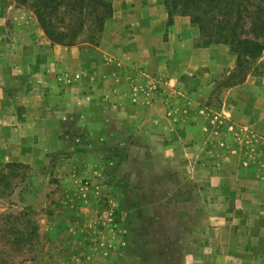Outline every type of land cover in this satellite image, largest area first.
Segmentation results:
<instances>
[{"label":"rangeland","instance_id":"374dc122","mask_svg":"<svg viewBox=\"0 0 264 264\" xmlns=\"http://www.w3.org/2000/svg\"><path fill=\"white\" fill-rule=\"evenodd\" d=\"M0 1L14 4L13 15L26 27L43 31L46 48L75 47L88 61L97 56L103 33L115 24L114 2L108 0L112 16L94 39L81 34L74 44L57 43L48 38L28 2ZM118 1L121 15L131 17L127 0ZM152 1L167 11L164 0ZM181 16L192 26L188 37L193 47H214L210 63L205 62L209 54H201L194 63L197 58L190 49L170 41L171 26ZM132 22L116 26L122 37ZM163 38L171 42L164 50L170 76L157 62H133L123 68L144 71L145 80L132 79L135 97H167L173 118L161 128L173 133L166 140L180 150L161 151L157 142L163 131L120 116L114 104L102 113V120L99 106L94 107L91 131H80L77 110L72 123L76 131H67L65 121L63 142L46 153L40 166L16 163L0 168V229L4 224L9 232L4 238L0 232V264H189V257L210 255L216 238L211 230L214 214L235 215L252 208L251 195L241 186L225 182L217 187L205 180L219 172L218 163L226 177L240 165L264 179V70L228 86L237 70L236 54L227 44L205 45L188 15L175 14L171 23L167 19ZM179 68L187 71L181 78L171 76V70ZM194 102L199 106H192ZM228 107L233 110L230 116ZM262 187L264 191V182ZM259 203L255 213L264 208L262 199ZM7 215L13 216L6 223ZM19 215L24 232L20 239L13 228ZM261 223L259 217L257 224Z\"/></svg>","mask_w":264,"mask_h":264},{"label":"crops","instance_id":"0c3cea01","mask_svg":"<svg viewBox=\"0 0 264 264\" xmlns=\"http://www.w3.org/2000/svg\"><path fill=\"white\" fill-rule=\"evenodd\" d=\"M113 2L114 27L103 33L97 56L88 61L77 54L75 47L55 44L46 48L43 31L26 27L21 18L13 15L16 6L0 1V168L16 163L40 166L46 153L63 142L60 135L65 131V121L67 131H76L72 123L77 110L81 112L79 119L83 125L80 131H91L89 126L96 105L101 110L100 120L109 104H114L120 116H130L138 123L143 121L142 125L153 131H163L161 126L173 118L169 116L168 99L162 94L152 101H145L141 95L135 97L131 89L132 79L145 80L144 71L123 68L124 64L133 62L136 65L157 62L168 72L169 54L166 55L164 50L171 42L167 43L163 38L168 19L164 5L158 7L152 0H127L126 10L131 13V17H127L121 15L119 1ZM121 22H132L133 25L131 31L124 30V34L127 33L124 37L116 27ZM171 27L170 41L190 49L193 57L197 58L194 63H198L201 54H209V60L205 62L210 63L214 47L192 46L193 39L188 37L192 26L188 18L177 17ZM122 38L123 46L120 44ZM157 47L163 48V52H156ZM186 71L185 68L171 70V76L174 74L181 78ZM168 74L170 76V72ZM97 90L98 95H95ZM194 104L192 106L198 107L200 103ZM101 108L105 110L102 112ZM232 113L229 108L227 116ZM172 135L170 131H163L158 136L161 151L174 154L180 150L177 144L167 142V137ZM197 164L200 165L199 162ZM239 166L232 167L233 171L226 177L218 163L219 172H213L205 182L211 181L217 187L225 182L241 186L246 190L244 194L251 195L252 208L249 211L242 209L235 215L227 212L214 214L216 222L211 230H215L216 238L210 255L201 257L196 254L187 258V263L264 264V223L257 224L259 217L264 221V208H259V213L253 210L259 206V200L264 201V179L250 168L244 171L245 167Z\"/></svg>","mask_w":264,"mask_h":264},{"label":"trees","instance_id":"16d2710c","mask_svg":"<svg viewBox=\"0 0 264 264\" xmlns=\"http://www.w3.org/2000/svg\"><path fill=\"white\" fill-rule=\"evenodd\" d=\"M36 10L42 27L54 42L74 44L75 36L94 39L113 13L108 0H20ZM171 23L175 14L190 16L198 26L204 44H227L237 56V70L228 86L245 81L249 73L264 70V0H164ZM67 18V19H66ZM67 20V21H66ZM13 216V215H11ZM4 216V220L11 218ZM14 217L16 238L23 237L22 222ZM1 237L9 232L2 225ZM33 233L36 232V225ZM9 230V229H8ZM22 261L19 262L21 264Z\"/></svg>","mask_w":264,"mask_h":264}]
</instances>
